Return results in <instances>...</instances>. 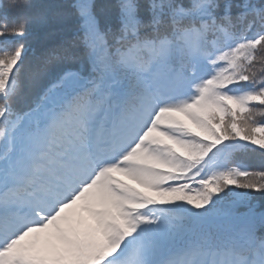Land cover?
Instances as JSON below:
<instances>
[{
	"label": "snow or ice",
	"instance_id": "obj_1",
	"mask_svg": "<svg viewBox=\"0 0 264 264\" xmlns=\"http://www.w3.org/2000/svg\"><path fill=\"white\" fill-rule=\"evenodd\" d=\"M0 264H264V0H0Z\"/></svg>",
	"mask_w": 264,
	"mask_h": 264
}]
</instances>
